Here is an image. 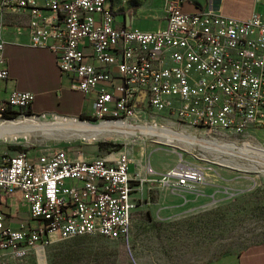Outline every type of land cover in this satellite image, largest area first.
<instances>
[{
    "label": "built area",
    "instance_id": "obj_1",
    "mask_svg": "<svg viewBox=\"0 0 264 264\" xmlns=\"http://www.w3.org/2000/svg\"><path fill=\"white\" fill-rule=\"evenodd\" d=\"M186 0H162L163 17L152 30L116 21L109 0H0V11L32 8L30 43L55 53L62 74L90 98L95 121L171 118L203 132L242 135L264 126V14L245 20L206 10L186 12ZM0 82L8 78L1 37ZM144 91L139 104L136 97ZM31 91L0 98V121L30 106ZM126 154L73 158L56 150L37 161L0 153V196L19 193L34 222L14 229L0 214V247L25 255L52 239L101 235L128 240L136 201ZM150 175L171 192L192 191L204 167L180 161ZM53 234V237L50 235Z\"/></svg>",
    "mask_w": 264,
    "mask_h": 264
},
{
    "label": "rangeland",
    "instance_id": "obj_2",
    "mask_svg": "<svg viewBox=\"0 0 264 264\" xmlns=\"http://www.w3.org/2000/svg\"><path fill=\"white\" fill-rule=\"evenodd\" d=\"M116 6L121 12L131 7L134 25L143 30L155 29L163 17L162 0H116ZM121 20L118 14L116 21ZM25 117L102 122L52 112L23 114L8 121ZM125 121L129 125L98 136L79 135L52 123L10 124L0 130V153L23 152L37 161L56 150L81 159L123 153L141 164V177L146 179L128 240L88 234L54 238L16 264H208L264 241V126L234 135L203 132L159 116ZM142 125L155 126L154 133L143 134ZM161 126L183 134L168 143ZM220 143H234L243 151ZM180 161L202 165L205 181L188 192L150 185L157 178L149 174L150 169L160 174Z\"/></svg>",
    "mask_w": 264,
    "mask_h": 264
},
{
    "label": "crops",
    "instance_id": "obj_3",
    "mask_svg": "<svg viewBox=\"0 0 264 264\" xmlns=\"http://www.w3.org/2000/svg\"><path fill=\"white\" fill-rule=\"evenodd\" d=\"M35 3L41 7V16H51V11L43 7L44 0H35ZM108 3L116 10V19L118 14L122 16V20L118 22L125 24L128 15L129 25L140 29L134 25L136 19L132 15L131 7L121 12L116 6V0H109ZM183 10L186 12L206 10L245 20L253 13L264 14V0H186ZM32 11V8L24 9L20 13L0 11V20L3 24L1 37L4 41V56L9 73L8 78L0 82V98H4L13 90L31 91L35 98L30 108L35 115L51 112L75 115L82 111L88 115L90 98L84 97L73 86L70 77L61 73L55 53L48 48L33 46L30 43L27 25ZM85 104L88 105L87 110H84ZM137 165L134 160L129 164V172L136 178V188L132 192L135 201L140 198L138 195L146 180L141 177V164ZM153 181L150 180L151 186L161 187ZM0 214L3 216V224L10 228L17 229L34 223L29 218L28 207L21 201L19 193L0 196ZM34 250L20 256L9 247H0V264H16L19 259L28 256ZM208 264H264V241L241 253L218 256Z\"/></svg>",
    "mask_w": 264,
    "mask_h": 264
},
{
    "label": "bare ground",
    "instance_id": "obj_4",
    "mask_svg": "<svg viewBox=\"0 0 264 264\" xmlns=\"http://www.w3.org/2000/svg\"><path fill=\"white\" fill-rule=\"evenodd\" d=\"M47 123H50V124L52 123V124L58 125L60 127L63 126L65 128L73 129L79 135H84L85 132H91L93 136L102 135V133H104V131L117 130V129L123 128L126 125H129V123L127 121H102L99 123H93V122H88V121L79 120V119H74V120H72V119H70V120H67V119L66 120H61V119L60 120H56V119L55 120H43L40 117L39 118L25 117V118H19L16 120L14 119L12 121L7 120V121L0 122V130L4 129L6 126H8L10 124H30V125H34V126L38 127V126H41V125H44ZM140 127H142L140 131L143 134H149V135L153 134L154 129L156 128L155 126H152V125H149V126L142 125ZM160 128L162 130H164L163 132L165 133L166 141L168 143L172 142L171 138H177L176 137L177 135L183 134L182 132H177V131L171 130L170 128H168L166 126H164V127L161 126ZM191 140H193V139H191ZM205 142H206V140H205ZM220 145L225 147V148H229L233 151H236V152H242L243 151L241 147L237 146L234 143H220Z\"/></svg>",
    "mask_w": 264,
    "mask_h": 264
},
{
    "label": "trees",
    "instance_id": "obj_5",
    "mask_svg": "<svg viewBox=\"0 0 264 264\" xmlns=\"http://www.w3.org/2000/svg\"><path fill=\"white\" fill-rule=\"evenodd\" d=\"M18 113H23V114H27V115L35 114L32 111V109L30 108V106H28L27 108H25L21 112H16V114H18ZM75 115H77L80 119H86V120H90V121L94 120L95 121L94 117H91V116L85 114V112H83V111L79 112V113L77 112V113H75Z\"/></svg>",
    "mask_w": 264,
    "mask_h": 264
},
{
    "label": "water",
    "instance_id": "obj_6",
    "mask_svg": "<svg viewBox=\"0 0 264 264\" xmlns=\"http://www.w3.org/2000/svg\"><path fill=\"white\" fill-rule=\"evenodd\" d=\"M125 24L129 25V18L128 15H126V19H125ZM145 92L144 91H140L138 96L136 97V103L139 104L142 100V98L144 97Z\"/></svg>",
    "mask_w": 264,
    "mask_h": 264
}]
</instances>
